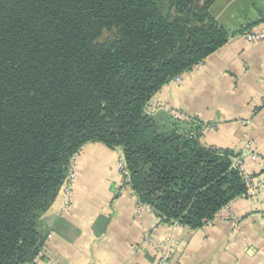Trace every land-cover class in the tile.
<instances>
[{"label":"trees","instance_id":"obj_1","mask_svg":"<svg viewBox=\"0 0 264 264\" xmlns=\"http://www.w3.org/2000/svg\"><path fill=\"white\" fill-rule=\"evenodd\" d=\"M216 1L0 0V264L40 258V225L89 142L123 151L137 199L165 222L200 228L247 194L201 126L148 110L228 41Z\"/></svg>","mask_w":264,"mask_h":264},{"label":"crops","instance_id":"obj_2","mask_svg":"<svg viewBox=\"0 0 264 264\" xmlns=\"http://www.w3.org/2000/svg\"><path fill=\"white\" fill-rule=\"evenodd\" d=\"M211 12L228 41L166 84L148 109L168 125L176 110L195 118L205 145L231 152L252 174L248 193L211 224L174 226L153 210L136 212L134 190L117 169L119 148L89 142L78 157L72 207L63 210L60 192L40 225L47 239L35 264H154L147 236L168 240L174 264H264V42L243 36L261 24L264 0H217Z\"/></svg>","mask_w":264,"mask_h":264},{"label":"built area","instance_id":"obj_3","mask_svg":"<svg viewBox=\"0 0 264 264\" xmlns=\"http://www.w3.org/2000/svg\"><path fill=\"white\" fill-rule=\"evenodd\" d=\"M243 36L248 42H261V41L264 42V21H262L261 24H259L256 28L245 32ZM174 80L177 82H180L181 75L175 77ZM172 116L177 120H184L190 123H194L196 121L195 118L187 117L182 112H179L177 110L172 113ZM189 135L193 136V132L189 133ZM81 151L82 150L75 153L73 157L71 158L69 173L66 176L61 186V189H60L61 194H63L65 198L63 202V206H62L64 211L69 210L72 207L73 202H74V185H75V182L78 176L77 161H78V157ZM255 157L257 158V156ZM234 162H235V165L239 166L241 170L243 171L244 179L249 187L252 183V177H253L252 174L244 171L242 169L241 163L238 162L237 159L234 160ZM260 164H261V167L264 168V160H262ZM117 169L119 173L124 177V179H126V181L129 184L128 170L126 168L125 157L121 149L117 155ZM135 209L138 214H141L142 212H145V211L152 210V208L148 204H145L139 201L138 199H136L135 201ZM212 221L213 220H209L207 224H211ZM171 222H173L174 226L182 225L178 220H174ZM146 238L148 241H151V243L154 244L155 246L156 259L154 261V264H174V262L172 261L171 250L169 247L168 240H164L163 242H159L155 244V242L153 241V239H151L150 236H147Z\"/></svg>","mask_w":264,"mask_h":264},{"label":"rangeland","instance_id":"obj_4","mask_svg":"<svg viewBox=\"0 0 264 264\" xmlns=\"http://www.w3.org/2000/svg\"><path fill=\"white\" fill-rule=\"evenodd\" d=\"M112 34V32H105L104 33V37H107V36H110ZM149 111H151V112H153L152 110H153V108L151 107V110L150 109H148ZM172 122H173V124H175L176 126H180V127H183V128H187L186 126L187 125H190V124H186V122L187 121H184V120H177V119H175L174 117H172ZM188 123V122H187ZM191 126V125H190ZM188 128H190V127H188ZM188 130V129H187Z\"/></svg>","mask_w":264,"mask_h":264}]
</instances>
